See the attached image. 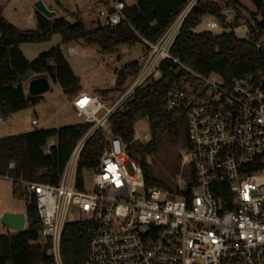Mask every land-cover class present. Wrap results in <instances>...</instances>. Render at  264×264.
Here are the masks:
<instances>
[{"label":"built area","instance_id":"obj_1","mask_svg":"<svg viewBox=\"0 0 264 264\" xmlns=\"http://www.w3.org/2000/svg\"><path fill=\"white\" fill-rule=\"evenodd\" d=\"M97 1L95 22L113 27L127 21L124 9L134 0ZM195 1L157 42L144 39L135 82L102 117L97 114L106 107L98 96L81 92L74 99L92 127L73 149L59 183L22 181L25 202L36 204L56 264H69L61 244L65 226L74 221L87 223L85 264H264V73L235 78L226 88L219 75L205 77L172 56ZM166 60L188 72L171 84L164 101L166 110L185 114L189 153L181 165L188 179L180 175L182 183L172 189H147L141 166L111 132L109 118L144 82L161 77ZM99 129L105 150L98 166L80 176L83 147ZM134 141H142V134L135 131Z\"/></svg>","mask_w":264,"mask_h":264},{"label":"trees","instance_id":"obj_2","mask_svg":"<svg viewBox=\"0 0 264 264\" xmlns=\"http://www.w3.org/2000/svg\"><path fill=\"white\" fill-rule=\"evenodd\" d=\"M191 1L134 0L124 9L127 21L113 27L98 25L95 29L87 28L79 13L75 14L74 21H69L63 16L49 19L35 10L36 29L22 30L6 19L0 5V115L8 118L40 101L41 96L30 95L21 79L29 71L34 77H47L59 83L73 99L81 89L80 79L60 45L29 60L20 47L22 44L45 42L59 33L62 43L97 44L103 52L115 51L123 44L145 46L144 39L157 42ZM252 1L257 11L251 13L252 20L248 21V37L239 38L234 32L239 16L229 21L225 14L230 7H238L237 0H196L171 48L172 56L205 77L219 75L226 88H231L235 78L257 71L264 73V0ZM205 15L215 16L230 30L221 34L196 32ZM140 69L137 61L118 69L116 89L136 77ZM161 72L159 79L150 78L138 87L109 118L111 132L121 138L130 157L141 166L147 189H172L154 176L148 160L157 153L160 140L165 137L172 142L183 140V145L188 147L185 114L164 107L171 84L188 72L172 60L162 63ZM143 118L149 122L151 139L134 141L135 124ZM91 127L92 124L84 121L0 137V176L12 180L14 197L25 200L22 181L58 184L73 149ZM104 150L105 136L99 129L83 147L78 162L80 176L85 169L98 166ZM25 212L24 231L7 229L6 233H0V264H56L47 253L51 243L40 238L42 224L36 204L26 203ZM88 251L87 223H68L61 244L64 263L85 264Z\"/></svg>","mask_w":264,"mask_h":264},{"label":"rangeland","instance_id":"obj_3","mask_svg":"<svg viewBox=\"0 0 264 264\" xmlns=\"http://www.w3.org/2000/svg\"><path fill=\"white\" fill-rule=\"evenodd\" d=\"M38 0H0L6 19L22 30L36 29V21H30V16L35 17V2ZM45 6L63 16L69 21H74L75 14H80L87 28L95 29V11L100 8L97 0H41ZM238 7L227 9L232 18L239 16L238 26L234 32L239 38L248 37V21L252 20L251 13L257 11L252 0H237ZM260 18V15H258ZM235 21V20H234ZM221 21L213 15H205L201 23L195 28L196 32L209 31L221 34L229 31ZM60 45L66 59L74 73L80 79L81 89L74 98L86 91L96 95L105 103L97 116L102 117L107 108H110L123 98L136 78H130L121 89H116L117 70L125 64L143 61L145 46L136 43L133 46L121 45L112 52H103L97 44H87L83 41L62 43L59 33L52 35L51 39L40 43H24L20 47L29 60L35 59L40 53ZM73 50H76L75 52ZM28 91V81H25ZM126 91V92H125ZM106 92V93H103ZM125 92V93H124ZM40 101L25 110L3 118L0 122V137L6 131L19 134L40 128H54L83 123L84 115L78 114L73 106V98L69 97L57 82L50 81V89L43 93ZM104 98V100L102 98ZM1 116V115H0ZM37 123L33 124L32 121ZM13 122V127L10 126ZM135 131L142 134V142L151 139V130L146 118L140 119L135 124ZM146 137V138H145ZM184 153H189L183 145V140L172 142L166 137L158 143V151L148 160L155 177L174 188L177 183H182L180 175L187 180L188 172L182 169L181 160ZM86 176V172H84ZM26 202L13 195L12 180L0 176V216L5 212H25ZM27 226V224H26ZM7 228L0 224V233H6Z\"/></svg>","mask_w":264,"mask_h":264},{"label":"water","instance_id":"obj_4","mask_svg":"<svg viewBox=\"0 0 264 264\" xmlns=\"http://www.w3.org/2000/svg\"><path fill=\"white\" fill-rule=\"evenodd\" d=\"M34 6L37 11L49 19L57 17L56 12L48 9L41 0L36 1ZM21 79L28 81V92L32 96H40L50 89V80L47 77H34L30 71ZM0 224L10 231L22 232L25 230L27 217L22 212H5L0 216ZM40 238L43 239L41 234Z\"/></svg>","mask_w":264,"mask_h":264},{"label":"crops","instance_id":"obj_5","mask_svg":"<svg viewBox=\"0 0 264 264\" xmlns=\"http://www.w3.org/2000/svg\"><path fill=\"white\" fill-rule=\"evenodd\" d=\"M228 12V11H227ZM30 17H32V19L30 20V21H33L34 19H35V17H33V16H30ZM30 19V18H29ZM82 92H86V91H82ZM88 93V92H87ZM73 106H74V99H73ZM75 108V107H74ZM10 126L11 127H13V122H11V124H10ZM10 134H12V133H10V132H8V131H6L5 133H3V136H6V135H10ZM18 134V133H17ZM12 212V211H11ZM13 212H17V211H13Z\"/></svg>","mask_w":264,"mask_h":264},{"label":"snow or ice","instance_id":"obj_6","mask_svg":"<svg viewBox=\"0 0 264 264\" xmlns=\"http://www.w3.org/2000/svg\"><path fill=\"white\" fill-rule=\"evenodd\" d=\"M86 103V101H82L81 104Z\"/></svg>","mask_w":264,"mask_h":264}]
</instances>
